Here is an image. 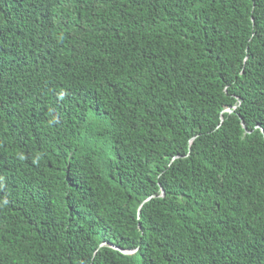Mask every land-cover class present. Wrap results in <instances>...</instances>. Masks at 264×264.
<instances>
[{
  "label": "trees",
  "instance_id": "trees-1",
  "mask_svg": "<svg viewBox=\"0 0 264 264\" xmlns=\"http://www.w3.org/2000/svg\"><path fill=\"white\" fill-rule=\"evenodd\" d=\"M0 264H264V0H0Z\"/></svg>",
  "mask_w": 264,
  "mask_h": 264
},
{
  "label": "water",
  "instance_id": "water-1",
  "mask_svg": "<svg viewBox=\"0 0 264 264\" xmlns=\"http://www.w3.org/2000/svg\"><path fill=\"white\" fill-rule=\"evenodd\" d=\"M224 110H229V108H226V109H224ZM114 248L121 250L123 253H131V252L133 251V250H130V251H128V250H123V249H120V248H118V247H116V246H114Z\"/></svg>",
  "mask_w": 264,
  "mask_h": 264
},
{
  "label": "rangeland",
  "instance_id": "rangeland-1",
  "mask_svg": "<svg viewBox=\"0 0 264 264\" xmlns=\"http://www.w3.org/2000/svg\"><path fill=\"white\" fill-rule=\"evenodd\" d=\"M226 109V108H225Z\"/></svg>",
  "mask_w": 264,
  "mask_h": 264
}]
</instances>
